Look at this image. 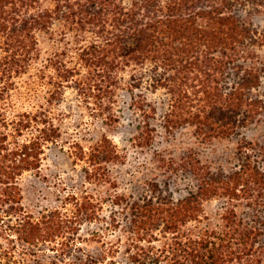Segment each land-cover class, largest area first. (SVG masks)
Instances as JSON below:
<instances>
[{
  "label": "trees",
  "instance_id": "trees-1",
  "mask_svg": "<svg viewBox=\"0 0 264 264\" xmlns=\"http://www.w3.org/2000/svg\"><path fill=\"white\" fill-rule=\"evenodd\" d=\"M41 1L0 0V73L26 71L36 31L65 18L95 33L79 55L109 86L117 68L134 63L140 70L129 87L147 82L167 91V132L189 126L203 140L230 138L263 118L264 57L256 48L264 29L239 11H264V0H51L52 7L30 10ZM134 100L146 116L148 105L140 95ZM9 123L12 137L28 132L6 144L8 132L0 131V264H264L263 143L239 138L226 169L194 153L161 158L168 171L191 175L179 196L149 179L136 196L114 194L107 213L100 197L72 195L70 208L33 214L16 176L39 167L44 143L59 129L44 109L11 122L0 113V126ZM142 127L138 138L148 143L153 129ZM117 157L106 138L87 154L93 166ZM209 199L220 201L216 221L204 213Z\"/></svg>",
  "mask_w": 264,
  "mask_h": 264
},
{
  "label": "rangeland",
  "instance_id": "rangeland-1",
  "mask_svg": "<svg viewBox=\"0 0 264 264\" xmlns=\"http://www.w3.org/2000/svg\"><path fill=\"white\" fill-rule=\"evenodd\" d=\"M52 4L43 0L30 10ZM239 15L259 31L264 29V11L251 13L246 7ZM95 38L93 31L80 30L71 20L53 19L47 29L36 31L37 49L27 70L17 76L0 73V113L8 121L17 120L24 112L44 109L59 129L58 136L44 143L39 167L16 176L27 211L37 214L61 205L70 208L68 196L90 195L102 199V210L107 213L114 194L136 196L147 189L143 181L149 179L179 196L193 184L191 175L183 169L168 171L161 158L194 153L201 162L211 160V167L226 169L234 163L239 138L264 144V116L230 138L203 140L194 136L189 126L167 132L163 127L170 104L167 91L147 82L138 88L129 87L130 75L140 70L134 63L117 68L116 83L109 86L102 72L92 69L79 55ZM256 49L264 57V46ZM135 95L148 105L146 116L135 104ZM145 124L153 129V139L148 143L138 138ZM0 131L8 132L6 144L22 141L28 132L23 130L12 137L10 123L7 129L0 126ZM103 138L113 144L118 157L101 164L94 162L96 168L87 154ZM203 209L216 221L220 201H204ZM90 226L84 225L81 232Z\"/></svg>",
  "mask_w": 264,
  "mask_h": 264
}]
</instances>
